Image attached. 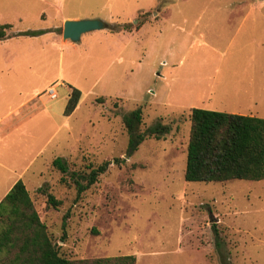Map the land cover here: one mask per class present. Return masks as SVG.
<instances>
[{"label":"rangeland","instance_id":"1","mask_svg":"<svg viewBox=\"0 0 264 264\" xmlns=\"http://www.w3.org/2000/svg\"><path fill=\"white\" fill-rule=\"evenodd\" d=\"M155 3L161 9L173 6L172 19L142 32H93L82 39L80 58L56 43L21 42L14 48L29 55L13 62L21 99L37 88L40 101L55 113L52 128L38 140L42 155L31 168L42 174L28 185L34 209L60 254L71 261L133 255L135 264H264V180L196 183L183 177L190 109L230 112L237 108L232 89L264 86V47L258 54L227 50L222 41L213 43L200 33L211 31L206 22L221 19L261 22L264 28V0ZM233 3L245 9L216 10ZM11 7L0 0V9ZM38 12L24 13L21 24L14 21L15 13L0 12V25L11 23L12 31L47 30L51 25L40 22ZM116 14L101 17L120 27L133 24L135 14L150 22L154 11ZM57 82L74 84L84 94L69 117L63 115L66 101ZM50 89L57 99L51 100ZM137 108L139 131L159 122L170 132L160 140L146 139L129 154L121 119ZM55 158L64 159L69 173L86 174L103 162L110 166L77 198L70 174L52 167ZM49 195L60 202L56 209L47 204Z\"/></svg>","mask_w":264,"mask_h":264},{"label":"trees","instance_id":"2","mask_svg":"<svg viewBox=\"0 0 264 264\" xmlns=\"http://www.w3.org/2000/svg\"><path fill=\"white\" fill-rule=\"evenodd\" d=\"M143 24L139 17L135 22L116 27L106 24L109 32H132ZM10 25H0V41L23 36L37 37L48 30L26 31L8 35ZM58 30L57 32H59ZM82 98L79 90L69 87V95L63 115L70 116ZM98 98L97 102H102ZM191 122L187 145L184 180L196 183H221L230 180L259 182L264 180V119L227 114L204 109H190ZM126 131L127 151L133 154L143 141L149 138L160 140L168 135L170 128L156 122L144 131H139L142 112L139 108L122 116ZM115 163L118 162L116 159ZM52 167L62 175H69L77 198L93 186L98 177L107 172L110 162L91 168L86 174L69 173L67 163L55 158ZM65 183V179H61ZM47 204L57 208L60 204L52 195ZM65 218V216H64ZM64 231V222L62 225ZM215 235L217 230H213ZM66 233L63 232L61 243ZM218 237V236H217ZM220 248L219 241H215ZM135 256L98 258L93 260L71 261L59 252V246L48 234L46 225L41 222L30 194L22 181H18L0 202V264H135Z\"/></svg>","mask_w":264,"mask_h":264},{"label":"crops","instance_id":"3","mask_svg":"<svg viewBox=\"0 0 264 264\" xmlns=\"http://www.w3.org/2000/svg\"><path fill=\"white\" fill-rule=\"evenodd\" d=\"M156 1L158 0H5V4L9 5L11 2L12 7L0 9V12L15 13L14 21H17V24H21L24 13L38 10L36 18L40 22L50 23L51 27L47 29L48 33L41 36H17L0 41V202L16 182L22 181L27 191H29L28 185H31L33 179L37 176L41 177V172L39 174L31 173V168L38 157L42 155V150L39 149L41 141L38 140H44L42 134L48 128H52L50 123L55 118V113L48 108V102L45 104V102L40 101L41 95L37 88L26 91L23 99H21L23 91L15 83V76L19 74V71H15V63L13 62L29 55L17 53L14 48L19 44L21 46V42H27L29 45L35 43L42 46L47 43L50 45L56 43L61 49H69L72 55L77 52L80 58L82 39L84 36L94 33L90 32L82 35L78 43L64 41L62 33L60 37L57 35V31L61 27L63 28V23L66 20L98 19L105 25H110L104 20L105 18L101 17V13H107V19H113V16L117 15L116 13L129 11L130 9L134 13L144 14L154 11L150 22H144L139 28L142 32L143 28L147 26L159 25L169 19L171 20L173 17V6L161 9L159 4L155 3ZM144 2L147 4H144ZM228 9L232 13H237L245 8L240 4L233 3L220 5L216 10L222 12L228 11ZM137 15H133L130 20L135 21ZM4 24L10 25L8 35L31 31H12L14 29L13 24L3 23L1 25ZM205 24L208 28H211V31L208 34L206 31L203 34L200 33V38L209 39L213 43L220 40L225 44L227 50L237 49L242 51L250 49L252 54H258V51L264 47V28H261V22L248 20L235 22L229 19H221ZM125 36L132 38L130 34H121V37ZM6 76L11 78V81L7 84L3 82V77ZM69 85L66 86L63 82H57L56 84V87L63 88L61 93L65 101L69 95V87L79 90L83 98L84 94L78 86ZM252 88L254 87L244 86L232 89L230 93L232 97H236L237 108L226 113L264 119V86H259L256 89ZM55 99H57V96ZM61 116L62 114L59 112L58 117ZM64 122L65 120L61 125Z\"/></svg>","mask_w":264,"mask_h":264},{"label":"water","instance_id":"4","mask_svg":"<svg viewBox=\"0 0 264 264\" xmlns=\"http://www.w3.org/2000/svg\"><path fill=\"white\" fill-rule=\"evenodd\" d=\"M105 24L98 19L66 20L63 23L62 39L78 43L84 34L105 29Z\"/></svg>","mask_w":264,"mask_h":264},{"label":"built area","instance_id":"5","mask_svg":"<svg viewBox=\"0 0 264 264\" xmlns=\"http://www.w3.org/2000/svg\"><path fill=\"white\" fill-rule=\"evenodd\" d=\"M48 95H49V97L51 98V99H55L56 98V92H55V90L54 89H50L49 91H48Z\"/></svg>","mask_w":264,"mask_h":264}]
</instances>
